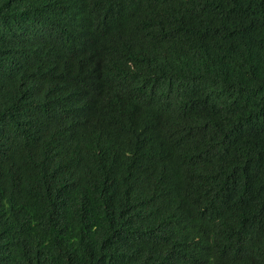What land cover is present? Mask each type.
<instances>
[{
  "label": "trees",
  "instance_id": "trees-1",
  "mask_svg": "<svg viewBox=\"0 0 264 264\" xmlns=\"http://www.w3.org/2000/svg\"><path fill=\"white\" fill-rule=\"evenodd\" d=\"M0 264H264V0H0Z\"/></svg>",
  "mask_w": 264,
  "mask_h": 264
}]
</instances>
